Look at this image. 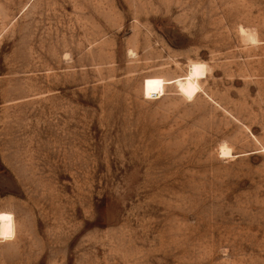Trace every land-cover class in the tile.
Returning <instances> with one entry per match:
<instances>
[{
  "label": "rangeland",
  "instance_id": "obj_1",
  "mask_svg": "<svg viewBox=\"0 0 264 264\" xmlns=\"http://www.w3.org/2000/svg\"><path fill=\"white\" fill-rule=\"evenodd\" d=\"M0 264H264V0H0Z\"/></svg>",
  "mask_w": 264,
  "mask_h": 264
},
{
  "label": "bare ground",
  "instance_id": "obj_2",
  "mask_svg": "<svg viewBox=\"0 0 264 264\" xmlns=\"http://www.w3.org/2000/svg\"><path fill=\"white\" fill-rule=\"evenodd\" d=\"M207 67L202 63H191L189 65V72L186 79L177 82L178 92L186 99L190 100L197 96L201 87L200 81L205 77ZM221 150V149H220ZM220 154H225L223 149Z\"/></svg>",
  "mask_w": 264,
  "mask_h": 264
}]
</instances>
